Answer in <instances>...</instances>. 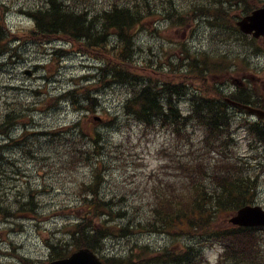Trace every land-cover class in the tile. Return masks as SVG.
<instances>
[{
  "label": "trees",
  "instance_id": "16d2710c",
  "mask_svg": "<svg viewBox=\"0 0 264 264\" xmlns=\"http://www.w3.org/2000/svg\"><path fill=\"white\" fill-rule=\"evenodd\" d=\"M84 2L46 0L32 4L26 10L32 21L30 38L41 47L60 41L68 48L60 47L55 54L74 49L98 63L96 69L92 68L95 79L100 77L102 81L109 79L125 85V115L138 123L142 132L165 129L168 140L159 149L165 154L164 160L144 197L147 203L144 208L133 210L134 199L129 201L126 187H122L124 191L107 194L102 189L103 163L96 162L90 179L80 183L79 189H73L80 219L67 234L70 241L47 243L50 259L89 248L100 255L104 264H212L205 252L220 246L221 252L214 264H264V228H241L228 223V218L240 207L258 202V167L261 166L243 161L230 150L234 143L233 116L224 101L222 88L227 83V73L235 71L236 65L224 59L211 60L209 52L195 53L187 49L178 60L166 63L163 72L172 67L171 75L160 81L145 78L136 73L135 61H130L136 49L137 32L156 11L163 13L162 16L171 15L173 0H106L103 9L98 8L95 0ZM191 9L194 10L189 12ZM251 9L244 0H192L178 14L177 21H186L192 13L202 15L213 26L216 37L234 34L239 40L243 36L235 27L233 17L249 14ZM9 36L2 14L0 55L12 51ZM144 66L146 63L140 67ZM214 78L215 81L209 80ZM194 81L200 82L201 89L192 87ZM92 89L93 86L74 85L61 97L77 108L92 111L97 102ZM184 96L190 101L187 115L177 105ZM257 98L250 90L249 97L237 99L264 108V100ZM22 108L19 100L7 106L6 114L0 117V133L21 118ZM171 111L176 118L170 117ZM77 125L78 122L68 128L64 139H58L54 135L57 132L35 134V142L27 146L23 157L27 162L36 160L38 171L46 173V162L54 159L48 155L53 153L51 145L55 143L75 163L87 161L89 152L82 148L84 140L72 137ZM240 125L255 144L264 146L263 121H241ZM191 127L200 132L197 140L192 138L195 131L191 132ZM80 135L90 140L91 153H99L101 148L87 134V129L86 132L82 129ZM4 147L0 146V150ZM3 165L0 163V218L18 219L35 214L38 211L35 196L44 185L32 186L27 179V183L9 188L8 181L14 178L4 171ZM19 170L13 168V174L18 176L22 173ZM117 219L122 223L112 224ZM139 235L165 237L173 248L140 243ZM110 239L127 240L131 245L122 254L107 252L104 247ZM180 239L185 241H177Z\"/></svg>",
  "mask_w": 264,
  "mask_h": 264
},
{
  "label": "rangeland",
  "instance_id": "374dc122",
  "mask_svg": "<svg viewBox=\"0 0 264 264\" xmlns=\"http://www.w3.org/2000/svg\"><path fill=\"white\" fill-rule=\"evenodd\" d=\"M39 1L44 3L46 0H0V16L4 15L10 35L9 49L15 50L0 55V116L12 101L19 100L23 107L20 123L12 127L6 137L0 136V144L6 143L8 136L17 138L25 129L37 133L57 132L65 137L68 128L78 122L72 137L75 135V138L84 140L82 148L86 149L89 155L87 161L75 163V160L64 156L60 144L54 143L51 145L53 153L48 155L54 159L46 162V173L38 171L36 160L13 166L7 158H2L4 171L8 172L10 177L13 168L17 167L22 172L14 177L15 180L8 181L7 187L27 182L32 186L44 187L36 193L38 211L35 214L22 219L0 218V242H5L0 245L3 254L0 256V264H47L50 260L47 243L55 240L59 243L70 241L67 234L80 219L73 189H79L80 183L90 179L92 169L98 164L96 162L103 163L101 168L105 170V182L102 189L107 194L127 189L130 194L129 201L134 199L131 205L133 210L135 207L147 206L144 197L165 156L159 149L168 140L165 129L142 132V127L125 115V85L113 83L109 79L102 81L99 80L100 77L95 79V70L92 69L97 65L95 61L75 52L77 50L74 49L55 54L60 47L68 48L60 41L41 47L30 38L32 21L26 10ZM88 1L85 0L84 3ZM95 1L99 9L105 8L106 0ZM191 1L173 0L171 15L162 16L163 13L158 10L142 23L135 39L134 54L138 60L134 63L136 73L160 81L173 72L172 67L170 71L163 72L166 63L178 60L184 53L183 50L188 49L195 53L209 52L211 60L217 58L219 61L224 59L234 63L235 71L230 74L234 77L235 74L258 75L257 72H260L261 78L264 79V41L256 43L261 52L255 53L252 48L255 43L250 46L249 39L236 40L234 34L216 37L213 26L204 21L207 17L192 13L186 21H177L178 14H182ZM244 2H247L249 7L260 6V0ZM171 19L175 26L171 25ZM144 63L146 66L140 67ZM139 79L142 82V77ZM74 85L93 86L91 92L97 102L92 111L77 108L61 97L65 90ZM192 87L201 89L200 82L194 81ZM177 105L184 115L190 112V101L186 96L180 98ZM82 129L84 132L87 129V134L98 143L101 148L99 153H91L93 147L88 138L80 135ZM198 135L200 132L195 131L192 138L197 140ZM243 136L246 137V133L240 131L241 140L235 139L236 144L231 148V152L237 153L245 162L256 166L261 164L258 167V205L264 207V146L252 150L248 143L242 140ZM36 138L32 135L33 142ZM30 144L27 142L28 146ZM18 152V148L2 150L6 157ZM253 154L258 157L252 158ZM42 173L44 178H41ZM117 223L122 221L117 219L112 224ZM128 240L132 238L129 237ZM137 240L151 246H171L167 238L162 236L139 235ZM177 241L184 242L185 239ZM130 245L127 240L110 239L106 240L104 248H107V252L122 254ZM219 250L216 246L205 252L212 264L216 261Z\"/></svg>",
  "mask_w": 264,
  "mask_h": 264
},
{
  "label": "water",
  "instance_id": "95a60500",
  "mask_svg": "<svg viewBox=\"0 0 264 264\" xmlns=\"http://www.w3.org/2000/svg\"><path fill=\"white\" fill-rule=\"evenodd\" d=\"M240 30L245 34H252L254 37L264 36V6L255 10L250 16L244 17L237 23ZM264 119V112L249 108L244 105H237ZM233 226H264V210L260 206H244L229 219ZM50 264H102L100 259L89 249L82 248L73 252L69 257L55 260Z\"/></svg>",
  "mask_w": 264,
  "mask_h": 264
},
{
  "label": "bare ground",
  "instance_id": "6f19581e",
  "mask_svg": "<svg viewBox=\"0 0 264 264\" xmlns=\"http://www.w3.org/2000/svg\"><path fill=\"white\" fill-rule=\"evenodd\" d=\"M250 15H251V13H249V14H243V13L241 14V13H239V14H237V15H235L233 17L234 18L233 20L236 21L235 22V27L237 28L238 32L243 36L242 39L243 40L249 39L248 44L250 46H252L255 43L254 47H252V48H253L254 52L257 53V52H261V51L257 48L256 43L259 42V41H262V38H264V36L260 35L259 37H254L252 34H245V33H243L240 30V28L237 25V23L240 20H242L244 17L250 16ZM124 58L126 59V57H124ZM131 60L138 61L137 58H136V56H135V54L130 57V61ZM96 66H99V64L97 63V65H95L94 69H96ZM227 75H228V77H227V81H228L230 79L229 78L230 73H227ZM252 93L254 94L255 92L252 90ZM247 97H249V95ZM258 97H259V98H257L258 100H264L262 94H260ZM237 98L234 95L233 96H231V95H225V99H224L225 103L228 105V111H229L230 115L233 116V121H232V129L233 130H231V132L233 133V137L232 138H233L234 143L231 144L230 150L236 144L235 139L241 140V137H239V132L240 131H243V133H246V137L243 136V139L242 140H245L246 143H248L249 148L253 150V149H255L256 147H258L260 145H257V144L254 143V140H252V138L250 136H248V133L246 132L245 127L241 126L240 125V122L241 121L253 122V121H250L249 120L250 118H254L255 119V122H257V120H261V121L264 122V119L258 118L254 114L248 113L246 110L240 108L237 105H244V106H247L249 108L256 109V110L263 111V112H264V108H262L261 106H259L257 104L254 105V104H250V103H247V102L246 103H243L242 101H239ZM170 117L171 118H176V114L173 111H171ZM190 131L191 132L192 131L194 132V131H198V129L195 128V127H191L190 128ZM255 157H258V155L257 154H253L252 158H255ZM46 247H47L48 253H49L48 259H50L51 258V256H50V250H49L48 246H46Z\"/></svg>",
  "mask_w": 264,
  "mask_h": 264
},
{
  "label": "flooded vegetation",
  "instance_id": "af4514ba",
  "mask_svg": "<svg viewBox=\"0 0 264 264\" xmlns=\"http://www.w3.org/2000/svg\"><path fill=\"white\" fill-rule=\"evenodd\" d=\"M262 41H264V38H262ZM257 74H235V77L230 75L228 81L230 83L225 84L222 88L223 93L234 95L238 98H245L252 89L257 96L262 94L264 98V79L261 78L260 72H257ZM249 120L255 122L254 118H250Z\"/></svg>",
  "mask_w": 264,
  "mask_h": 264
}]
</instances>
